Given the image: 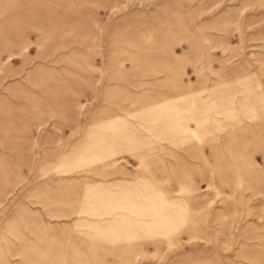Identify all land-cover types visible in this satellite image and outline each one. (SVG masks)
<instances>
[{
  "label": "rangeland",
  "instance_id": "rangeland-1",
  "mask_svg": "<svg viewBox=\"0 0 264 264\" xmlns=\"http://www.w3.org/2000/svg\"><path fill=\"white\" fill-rule=\"evenodd\" d=\"M0 264H264V0H0Z\"/></svg>",
  "mask_w": 264,
  "mask_h": 264
}]
</instances>
